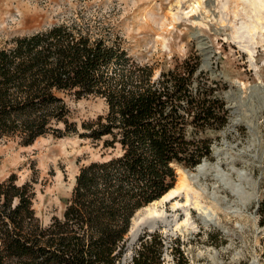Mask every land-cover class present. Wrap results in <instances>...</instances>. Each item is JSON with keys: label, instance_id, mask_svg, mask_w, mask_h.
<instances>
[{"label": "trees", "instance_id": "16d2710c", "mask_svg": "<svg viewBox=\"0 0 264 264\" xmlns=\"http://www.w3.org/2000/svg\"><path fill=\"white\" fill-rule=\"evenodd\" d=\"M99 26L72 20L0 48V137L29 146L48 134H79L103 140L104 151L82 166L62 217L48 225L31 184L15 175L0 183V264H122L137 211L175 186L176 167L213 158L229 124L223 88L199 56L156 76L155 65L130 56L121 37L98 35ZM67 95L100 97L107 111L81 132ZM259 212L264 217V201ZM138 241L131 264H163L157 232ZM174 264L189 262L177 250Z\"/></svg>", "mask_w": 264, "mask_h": 264}, {"label": "rangeland", "instance_id": "374dc122", "mask_svg": "<svg viewBox=\"0 0 264 264\" xmlns=\"http://www.w3.org/2000/svg\"><path fill=\"white\" fill-rule=\"evenodd\" d=\"M255 2L258 6L251 0H0V48L56 24L91 21L100 25L94 30L98 35L109 41L121 37L130 56L155 65L156 76L189 56H199L201 70L220 83L230 119L213 144L219 156L212 154L206 163L219 162L236 182V171L247 172L253 186L247 189L256 196L247 208L241 207L220 180L207 178L210 194L220 185L230 213L236 207L242 210L239 216L217 211L218 225L212 217L205 226L198 211L184 203L185 191L178 197L179 209L173 211L171 202L160 207L159 215L164 212L170 225V234H165L155 223L154 232L164 246L163 264H174L177 250L189 264H264V217L259 212L264 201V0ZM65 100L81 132L82 124L95 122L107 111L100 97L67 95ZM102 146L103 140L94 142L79 134L60 138L48 134L29 146L18 138L0 137V183L15 175L19 185L31 184L36 214L48 225L54 216L62 217L82 166L101 160ZM188 194L194 202V192ZM203 202L212 206L207 196ZM187 212L189 229L182 234L175 222L183 221ZM145 232L148 228L140 225L137 238L127 240L122 264H131Z\"/></svg>", "mask_w": 264, "mask_h": 264}, {"label": "bare ground", "instance_id": "6f19581e", "mask_svg": "<svg viewBox=\"0 0 264 264\" xmlns=\"http://www.w3.org/2000/svg\"><path fill=\"white\" fill-rule=\"evenodd\" d=\"M251 3L254 6L257 5L256 4L257 2H255V0H251ZM233 171H235L234 168ZM177 172H178V179L176 186L172 188L165 196H163V198H161L158 201H155L153 204L143 209L141 211L142 213H139L137 217V221L141 220L143 216L151 217L158 215L157 221L164 227V233L170 234L169 231L170 225L163 217L164 212H162L163 214L159 215L158 211L159 208L164 207L165 204H167V202H171L173 211L179 209L181 207V202L178 199V197L181 195V192L183 191L187 193L184 203L186 205L191 204L190 206H192L194 210L196 209L198 211V213L205 221V226L209 225V219L212 217L215 219L216 224L220 223L218 222L219 215L217 212L219 210H224L227 213V215L233 214V216H239V214H242V210H240L239 207H236L232 211V213H230L229 209H232V207L227 206L229 203L227 201V198L222 197L221 194L219 193L218 188L220 187V185L218 184L215 185L214 188H216L217 190H214L211 194L208 192L209 187L206 183V180L209 177H213L214 179L216 178L220 180L224 187L228 188L231 192H233V194H235L238 197L240 201L239 204H241V207L247 208L246 206L248 202L256 196V192L252 193L249 192L247 189L248 186L252 184L251 178L247 172L236 171L238 176V181L236 182L232 179V177H230L229 174L223 171L221 164L219 162H217L216 164L204 163L200 165L195 171L186 172L183 170H177ZM190 191L191 192L193 191L195 194L194 202L191 200V196L188 194ZM205 196H207L211 200L212 206H208L203 202V198ZM190 216H191L190 213L187 212L186 218L183 221L175 222L177 223V230L180 233L183 234L185 233L186 230L189 229L188 226H189Z\"/></svg>", "mask_w": 264, "mask_h": 264}, {"label": "water", "instance_id": "95a60500", "mask_svg": "<svg viewBox=\"0 0 264 264\" xmlns=\"http://www.w3.org/2000/svg\"><path fill=\"white\" fill-rule=\"evenodd\" d=\"M212 149H213V155L219 156L220 151L217 150L215 146H213ZM206 162H207V158H204L202 160V162L199 165H197L195 168H193L192 170H196L201 164H204ZM176 170H183V171H186V172L189 171V169H182L181 167H176ZM177 179H178V172H177ZM176 184H177V182H176ZM176 184H175V186H176ZM154 202L148 204L147 206L153 204ZM147 206H145L142 209H140L139 211H137V213L135 214V216L133 217V219L131 221L130 231H129L128 235H127V240H130V243L133 242L137 238V233H138L140 225H144L145 227H147L148 228V232H150V233H153L155 231V228H156L155 223L157 222L156 218L145 217V219H144V221L142 223L137 221V217H138L139 213L143 209H145Z\"/></svg>", "mask_w": 264, "mask_h": 264}]
</instances>
